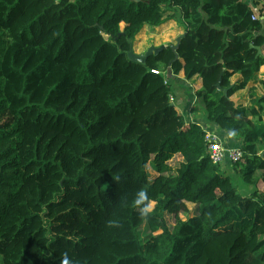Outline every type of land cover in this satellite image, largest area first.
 I'll use <instances>...</instances> for the list:
<instances>
[{
	"label": "trees",
	"instance_id": "16d2710c",
	"mask_svg": "<svg viewBox=\"0 0 264 264\" xmlns=\"http://www.w3.org/2000/svg\"><path fill=\"white\" fill-rule=\"evenodd\" d=\"M253 16L242 0H0V264H264ZM171 21L179 60L170 47L129 60L148 27ZM174 79L199 81L208 123L242 142L232 170L250 196L211 162Z\"/></svg>",
	"mask_w": 264,
	"mask_h": 264
},
{
	"label": "crops",
	"instance_id": "0c3cea01",
	"mask_svg": "<svg viewBox=\"0 0 264 264\" xmlns=\"http://www.w3.org/2000/svg\"><path fill=\"white\" fill-rule=\"evenodd\" d=\"M242 1L252 10L254 16L259 17V21H261L263 23V35H264V0H242ZM160 28L162 29V32L164 33L163 34L164 37H163V41H162L163 45H161V46H169L171 44H176L177 39L184 36V29L179 28L177 22H175V21H171V22L165 24L164 26H162ZM156 45H158V44H156ZM134 48H135V46H134ZM136 53H140V52L136 51ZM261 54H262V51H261ZM139 55H142V54H139ZM169 77H170V75H169ZM179 78L183 79L184 75L181 74L179 76ZM176 79H174V80H176ZM238 79H239V77H235L233 80V83H236L238 81ZM187 84L192 89V98H191L190 104L189 105L185 104V106H184V110L186 111V113H184V115L186 117V120L188 121L187 123H189V124L198 123V124L202 125L204 128H206V131L216 133L219 136V138L221 139V141L227 146V148L240 149L242 147V142L236 140L231 134L225 132L224 130H221L218 126H214L212 124H209L207 121V116L205 117L206 113L204 115L202 112H198L197 114H195L196 107L200 103V101L194 95L193 86H195V85L198 86L199 81H197L195 79L192 81H187ZM173 91H174V95H175V103H176L177 97H180L183 100V102H185V99H183L182 96H177L175 90H173ZM243 96H246V97H244L245 100L248 101V103H250V99H249L246 91L243 94L235 97L236 102L239 103L241 97H243ZM186 103H187V100H186ZM200 105H201V103H200ZM202 107H203V105H202ZM203 110L205 111L204 107H203Z\"/></svg>",
	"mask_w": 264,
	"mask_h": 264
},
{
	"label": "rangeland",
	"instance_id": "374dc122",
	"mask_svg": "<svg viewBox=\"0 0 264 264\" xmlns=\"http://www.w3.org/2000/svg\"><path fill=\"white\" fill-rule=\"evenodd\" d=\"M163 34L164 33L162 32L161 28L155 29V28L148 27L147 30L143 33V35L140 38H138V41L135 44L134 51L140 52L137 54L143 55L147 50H149L152 47H160L161 45H163V42H162L163 37H164ZM156 44H158V45H156ZM172 86H173V90H175L177 96H182V98L185 99V102H183V100L180 97H177L176 103H175V105L181 111L183 110L182 113L184 114V113H186V111L184 110V106H185V104L189 105L191 98H192V89L187 84V82H185L184 80H173ZM186 100H187V103H186ZM198 112H202L203 115L206 113L203 110L202 104L200 105V103L196 107L195 114H197ZM205 117H206V115H205ZM221 169L223 172H225L227 175H229L232 178V183H233L234 187L237 189V192L240 193L241 195L250 196L252 191L256 188V187L249 186V185L245 184L243 182V180L241 179L240 175L236 174L232 170V164L225 163L221 166ZM148 170L152 171L151 168H149ZM257 188L262 191L264 187L257 186ZM183 219H185V216H183ZM168 222H169V226L172 228L174 226V219L172 216L168 217Z\"/></svg>",
	"mask_w": 264,
	"mask_h": 264
},
{
	"label": "built area",
	"instance_id": "2783aa9c",
	"mask_svg": "<svg viewBox=\"0 0 264 264\" xmlns=\"http://www.w3.org/2000/svg\"><path fill=\"white\" fill-rule=\"evenodd\" d=\"M259 17L254 16L253 20H257ZM154 74H159L158 71H152ZM172 101L174 97H171ZM207 153L211 162L215 165H223L225 163H230L232 165L241 161L244 156L242 149H230L221 141L219 136L213 132H207Z\"/></svg>",
	"mask_w": 264,
	"mask_h": 264
},
{
	"label": "water",
	"instance_id": "95a60500",
	"mask_svg": "<svg viewBox=\"0 0 264 264\" xmlns=\"http://www.w3.org/2000/svg\"><path fill=\"white\" fill-rule=\"evenodd\" d=\"M140 0H136V2H139ZM70 3H74V0H70ZM184 36L180 37L177 39L176 44H171L169 46H160V47H152L149 50H147L143 55H139L134 51V48L131 49V51L128 53V58L132 62L139 63V64H146L148 59L151 58L152 56H157L164 50H166L168 47H170L175 53H176V59L175 61L179 60V55L177 54L179 50V46L182 42V39ZM259 50V54H261V50ZM172 69L169 67L168 73L169 75L171 74ZM221 87V84H218V88ZM227 94V91L225 92Z\"/></svg>",
	"mask_w": 264,
	"mask_h": 264
},
{
	"label": "clouds",
	"instance_id": "9594fccd",
	"mask_svg": "<svg viewBox=\"0 0 264 264\" xmlns=\"http://www.w3.org/2000/svg\"><path fill=\"white\" fill-rule=\"evenodd\" d=\"M146 199V194L144 193V192H140L139 194H138V199L135 201V203L137 204V205H140V204H142L143 203V201ZM149 208H144V213L145 214H147L148 212H149ZM63 264H70V261H69V258H68V256H67V254H65V256H64V260H63Z\"/></svg>",
	"mask_w": 264,
	"mask_h": 264
}]
</instances>
